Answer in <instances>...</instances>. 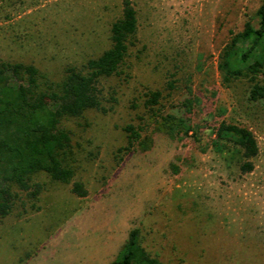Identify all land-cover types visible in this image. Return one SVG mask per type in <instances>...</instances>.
<instances>
[{"label":"rangeland","instance_id":"rangeland-1","mask_svg":"<svg viewBox=\"0 0 264 264\" xmlns=\"http://www.w3.org/2000/svg\"><path fill=\"white\" fill-rule=\"evenodd\" d=\"M130 1L137 41L129 78L108 81L116 105L66 124L73 181L87 196L37 176L44 191L36 207L0 219V264H109L133 228L161 264H264V98L251 101L247 79L225 84L218 69L230 34L245 22L256 26L264 0ZM121 2L0 0V60L32 64L59 80L65 67L109 47ZM256 82L264 85V69ZM155 90L163 116L181 125L169 132L167 123L146 120L148 148H129L123 128L143 115L132 105ZM222 121L253 133L251 172L241 174L211 147L202 151Z\"/></svg>","mask_w":264,"mask_h":264},{"label":"trees","instance_id":"trees-1","mask_svg":"<svg viewBox=\"0 0 264 264\" xmlns=\"http://www.w3.org/2000/svg\"><path fill=\"white\" fill-rule=\"evenodd\" d=\"M256 26L245 22L238 33H231L219 55L218 69L225 84L240 79L251 83L249 98H264V85L256 82L264 69V2L257 11ZM138 17L130 0H122L121 13L109 28V47L80 65L65 67L59 80L42 74L34 65L0 60V219L18 207L22 212L34 209L44 191L39 175L62 184H70V192L79 198L87 196L81 182L73 181L71 165V133L66 124L89 111L106 114L117 103V91L108 85L109 79L127 80L126 62L135 46ZM173 89L172 82H168ZM141 104L143 115L137 125L127 124L126 143L146 150L149 137L146 120L168 125L170 132L181 123L160 110L161 92L149 91ZM191 113L189 102L183 104ZM164 126V125H163ZM208 146V147H207ZM206 148L235 161L241 174L253 170L258 147L253 133L246 127L222 121L212 131ZM128 148V149H129ZM109 264H161L142 246L140 230L133 228Z\"/></svg>","mask_w":264,"mask_h":264}]
</instances>
